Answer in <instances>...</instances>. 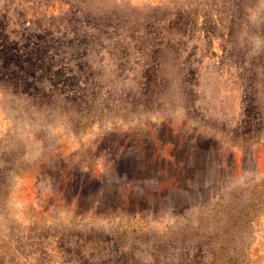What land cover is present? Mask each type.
Returning a JSON list of instances; mask_svg holds the SVG:
<instances>
[{
    "label": "rangeland",
    "instance_id": "1",
    "mask_svg": "<svg viewBox=\"0 0 264 264\" xmlns=\"http://www.w3.org/2000/svg\"><path fill=\"white\" fill-rule=\"evenodd\" d=\"M0 264H264V0H0Z\"/></svg>",
    "mask_w": 264,
    "mask_h": 264
}]
</instances>
